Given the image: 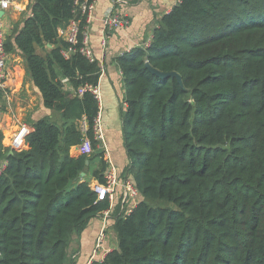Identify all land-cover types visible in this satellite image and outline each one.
<instances>
[{
	"label": "trees",
	"instance_id": "1",
	"mask_svg": "<svg viewBox=\"0 0 264 264\" xmlns=\"http://www.w3.org/2000/svg\"><path fill=\"white\" fill-rule=\"evenodd\" d=\"M73 20L82 40L77 0H33L6 39L62 125L43 118L23 150L1 154L0 264H70L72 236L110 208L87 176L98 160L92 179L103 184L108 168L92 131L99 103L62 84L96 87L101 77L97 59L62 55L59 30ZM116 62L126 88V172L140 199L127 217L114 206L117 247L92 264H264V0H180L148 46ZM84 117L95 153L76 158L70 150L82 143Z\"/></svg>",
	"mask_w": 264,
	"mask_h": 264
},
{
	"label": "crops",
	"instance_id": "2",
	"mask_svg": "<svg viewBox=\"0 0 264 264\" xmlns=\"http://www.w3.org/2000/svg\"><path fill=\"white\" fill-rule=\"evenodd\" d=\"M33 0H12L11 8L5 12L7 37L15 26L22 27L31 11ZM177 0H96L93 18L87 26L91 47L101 67L99 88L102 97V121L105 134L107 156L118 168L121 177L131 179L126 172L129 160L122 134V111L126 108V88L123 75L117 66V58L132 52L133 49L150 44L153 32L162 18L177 5ZM110 15H121L130 21L128 28L112 30L107 36L103 21ZM9 88L7 96L1 97L2 114L0 117V151L5 154L12 150V141L21 124H34L46 117L62 125L61 116L54 110L44 107L40 93L29 77L24 57L19 52L9 54ZM67 91L73 88L66 85ZM9 154V153H8ZM72 157L81 156L78 145L71 148ZM99 165L98 160L92 164L87 176L91 182L92 172ZM105 214L93 219L87 229L79 236L77 249L73 253L77 264H91L95 259L106 255L108 250L117 247L116 233L112 217L108 218V237L96 256L94 252L99 233L104 226ZM107 225V223H106ZM113 239V240H112ZM81 255L78 260L77 256ZM94 257V258H93ZM92 260V261H91Z\"/></svg>",
	"mask_w": 264,
	"mask_h": 264
},
{
	"label": "built area",
	"instance_id": "3",
	"mask_svg": "<svg viewBox=\"0 0 264 264\" xmlns=\"http://www.w3.org/2000/svg\"><path fill=\"white\" fill-rule=\"evenodd\" d=\"M177 2H180V0H177ZM77 4L82 14L86 17V23L88 26L93 18V13L96 9V0H77ZM11 5L12 0H0V13L3 12V16H0V99L1 97L7 96L9 88V54L6 51L7 33L5 28L4 14L11 8ZM129 25L130 21L124 16L110 15L106 17L103 21V26L108 33L105 40H107L108 35L111 33L110 31L128 28ZM59 35L67 43V48L62 51V55L66 59H69L73 54H80L91 63H94L96 61V56L93 48L91 47L90 39L87 33V27L86 31L82 34L81 40L79 20H73L68 24L66 28L60 29ZM62 84L64 85V90H66L65 87L69 84V80L64 79L62 81ZM72 92H75L79 97H83L86 93L92 94L98 101L100 108L99 114L94 120L92 131L94 135V141L97 142V149L98 151L103 152L108 164V168L104 175L105 182L103 184H100L97 181L93 180L92 182L90 181V186L92 190L97 194L98 201L107 200L110 203V208L104 213V226L99 233L96 249L94 252V256H96L98 251L102 250L103 244L107 240L108 233L106 229V222L108 218H111L114 206L117 204V202L120 203L121 214H123V216L125 217L129 216L139 203L140 192L135 186L133 180L121 177L118 168L107 156L101 113L102 97L99 85L96 87L87 85L80 87L77 90L73 88ZM1 114L2 104L0 101V117ZM78 130L82 135V143L78 145L80 154L87 156L93 155L95 153V149L93 148L92 141L88 137L90 127L87 118L84 117L78 122ZM33 131L34 128L31 125L25 123L21 124L13 138L12 150H23L26 147L27 137ZM7 167L8 162L6 158H3L1 156L0 151V176L6 171ZM111 251L112 250H108L106 252V255ZM106 255L101 257L100 260H104ZM89 264H91V262Z\"/></svg>",
	"mask_w": 264,
	"mask_h": 264
},
{
	"label": "rangeland",
	"instance_id": "4",
	"mask_svg": "<svg viewBox=\"0 0 264 264\" xmlns=\"http://www.w3.org/2000/svg\"><path fill=\"white\" fill-rule=\"evenodd\" d=\"M6 19V18H5ZM5 19H4V21H5ZM149 205H151V206H153V207H171V208H175V206H173V205H170V204H168V203H166V202H162V201H148L147 202ZM104 219V218H103ZM108 221H110V219H108ZM108 221L106 222L107 223V227H106V229L108 230L109 229V235H110V231H111V229H110V226L108 225ZM79 238V236L77 235V234H74L73 236H72V240H71V246H70V249H69V253H68V255H69V260H70V264H73V262H74V259H75V257H74V255H73V253L76 251V249H77V243H78V239ZM113 240V239H112ZM81 255H78L77 256V260H78V258L80 257ZM75 264H77V262L75 263Z\"/></svg>",
	"mask_w": 264,
	"mask_h": 264
},
{
	"label": "water",
	"instance_id": "5",
	"mask_svg": "<svg viewBox=\"0 0 264 264\" xmlns=\"http://www.w3.org/2000/svg\"><path fill=\"white\" fill-rule=\"evenodd\" d=\"M0 16H3V12L0 13ZM50 47V46H49ZM147 69L149 70V72L155 76H157L160 79H177V81L182 85V79L181 76L176 73V72H171V73H164L161 72L159 70L154 69L153 67H151L149 64L146 65ZM14 154V150H11L8 154V157ZM87 165L89 166V162H87ZM86 177V173H82L81 174V178H85Z\"/></svg>",
	"mask_w": 264,
	"mask_h": 264
}]
</instances>
